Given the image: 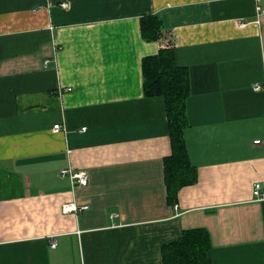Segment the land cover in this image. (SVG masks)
I'll use <instances>...</instances> for the list:
<instances>
[{
  "label": "crops",
  "instance_id": "crops-1",
  "mask_svg": "<svg viewBox=\"0 0 264 264\" xmlns=\"http://www.w3.org/2000/svg\"><path fill=\"white\" fill-rule=\"evenodd\" d=\"M258 7L0 0V264H164L162 246L199 228L214 264H264V200L253 194L264 184ZM145 15L162 23L156 40L142 36ZM168 42L190 73L184 137L198 175L174 204L165 99L145 95L142 67ZM66 167L88 183L61 177ZM67 202L88 208L64 213Z\"/></svg>",
  "mask_w": 264,
  "mask_h": 264
},
{
  "label": "trees",
  "instance_id": "trees-1",
  "mask_svg": "<svg viewBox=\"0 0 264 264\" xmlns=\"http://www.w3.org/2000/svg\"><path fill=\"white\" fill-rule=\"evenodd\" d=\"M162 23L155 15L141 19V31L145 40L159 37ZM143 86L148 97L163 96L168 115L172 152L165 159V181L170 203H176L179 190L197 181L196 167L191 163L185 142L188 126L186 112L190 94V73L187 67L176 62L174 47L168 46L155 55L143 59ZM210 236L205 229L183 232L181 237L162 246L164 264H214L208 252Z\"/></svg>",
  "mask_w": 264,
  "mask_h": 264
},
{
  "label": "built area",
  "instance_id": "built-area-1",
  "mask_svg": "<svg viewBox=\"0 0 264 264\" xmlns=\"http://www.w3.org/2000/svg\"><path fill=\"white\" fill-rule=\"evenodd\" d=\"M258 11L261 14H264V8L258 7ZM169 46H172L170 42H168ZM261 88L260 85H254V89L259 90ZM62 125L57 123L54 125V130H61ZM86 127L82 128V131H85ZM260 140H256L259 142ZM61 177H69L73 184L86 185L88 183V175L85 171H75L72 167L62 168L60 170ZM254 198L259 201L264 200V184L262 182H256L253 187ZM88 205L79 206L75 202H67L62 205V211L64 213L78 212L84 209H87ZM58 245L57 240L52 239L50 246L55 248Z\"/></svg>",
  "mask_w": 264,
  "mask_h": 264
}]
</instances>
